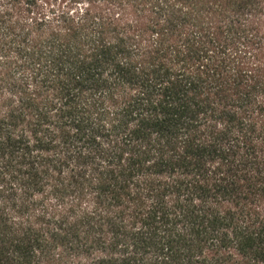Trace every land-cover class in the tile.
Instances as JSON below:
<instances>
[{"label": "trees", "instance_id": "16d2710c", "mask_svg": "<svg viewBox=\"0 0 264 264\" xmlns=\"http://www.w3.org/2000/svg\"><path fill=\"white\" fill-rule=\"evenodd\" d=\"M0 264H264V0H0Z\"/></svg>", "mask_w": 264, "mask_h": 264}]
</instances>
